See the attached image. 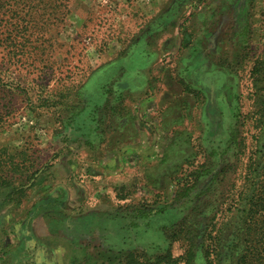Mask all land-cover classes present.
Returning a JSON list of instances; mask_svg holds the SVG:
<instances>
[{
  "label": "rangeland",
  "instance_id": "1",
  "mask_svg": "<svg viewBox=\"0 0 264 264\" xmlns=\"http://www.w3.org/2000/svg\"><path fill=\"white\" fill-rule=\"evenodd\" d=\"M171 2L175 16L151 29L142 56L132 52ZM215 31L208 67L225 75L208 85L212 95L192 75L173 82L183 69L172 59L188 54L172 56L181 39L199 55ZM257 58L264 77V0H0V237L17 238L1 248L0 264H123L130 251L152 261L191 245L194 264H208L207 244L212 264H264L239 259L251 244L264 247V192L258 226L243 218L246 198L264 191ZM168 89L181 100L158 114ZM97 156L112 161L110 172ZM64 174L79 186L58 207L77 215L96 204L103 225L82 237L69 227L51 245L44 223ZM39 238L54 252L41 253Z\"/></svg>",
  "mask_w": 264,
  "mask_h": 264
},
{
  "label": "crops",
  "instance_id": "2",
  "mask_svg": "<svg viewBox=\"0 0 264 264\" xmlns=\"http://www.w3.org/2000/svg\"><path fill=\"white\" fill-rule=\"evenodd\" d=\"M177 10L178 9L176 7H174L173 3L171 2L170 6L167 8V10L164 12V14H162V16L156 17L153 20V22L150 24L149 29L147 31H145L138 38V40L135 42V45L132 48V52H135L138 55H140L142 53V51L145 49V47L147 46V42H148L147 34L151 32V29H153V28L157 29L158 25L159 26H165L168 22H170L169 20L171 19V17L175 16ZM216 33H217V31H215L213 33H210L208 38L206 37V42L203 43V45H202L203 46V51L205 50V52H201L199 55L197 53L198 52L197 48L194 47V45H191L192 39H191V42H190V40L184 41V39H183L184 37L181 39L179 47H177V51L173 52L172 56H173V54H177V52L180 53L182 50L186 51V49H188V52H187L188 54L186 56L184 54L183 55L178 54V56L175 58V60L172 59V62L174 61L173 63L170 61L171 64L175 66V68H178V69L182 68L183 69V71L181 70L183 73H181L179 75L178 79L172 80L173 82L175 81L176 84H180V80H181L180 78H184L185 76L188 78V77H190L192 75L193 77L199 78L200 81L202 82V86H203V88L201 87L202 92H203V89H205L212 95L211 92H212L213 89L210 88V86H208V85L211 84V83H215V84L219 83L221 81V79L223 78V76L225 75L221 71H218L216 69L215 70L214 69H210V67H208L209 63L211 62V61H209L208 53H210L211 56L214 55V53H212V52L214 50H216V48L218 46V43L214 42L216 40L215 39V36L217 35ZM170 50H171V48H170ZM141 56H142V54H141ZM143 66H147V64H144ZM138 68L139 67H136L135 69L137 70ZM136 81H137V83L138 82L139 83L142 82L140 77H136V76L130 77V78L125 76V77H123L121 79V82H123V83L126 82V83L134 84ZM197 83H199V81ZM193 86H195V88L197 87L194 84H193ZM182 92H184V91H182ZM161 97H162V101L157 102L156 103L157 105L155 104L157 106V107H155V109H157L156 111L158 112V114L159 113H163V115H168L169 113H171V112H169V110H171V107L169 109V103L171 101H173V102L170 105L174 107L175 100H181V94H176L175 92H172L169 89L165 90L164 93L161 95ZM158 98H160V97H158ZM181 105L182 104L180 102V106L177 107L178 110L181 108ZM173 107H172V109H173ZM174 111H176V110H174ZM176 114L177 115L178 114L181 115V110L179 112L176 111ZM117 129L121 130L120 127L117 128ZM107 156H103V158L99 157L98 161H96L98 163L97 165L100 166L101 164H103L102 166L104 168H106V165L107 166H111V162L112 161L104 162V159H106ZM114 160H115V163L117 164L118 163L117 159L115 158ZM104 164H106V165H104ZM108 168H110V167H108ZM111 170L112 169L108 170L107 168L104 169V171H107V172H110ZM93 173L95 175L91 176V178H95V176L97 174L95 171ZM67 176H70V175L64 174V177L62 178V184L59 183V185L57 187L58 192L61 193L62 196L60 194L59 198H57L55 200V203L53 202L54 206L48 208V209H52L53 216L51 218H48L49 223H48V221H47V223L46 222L44 223L45 224L44 230L51 237V240L49 238H45V239H48L50 241L49 243L51 245L54 244V243H57V242L61 243L60 242V240H61L60 236L59 237H57V236L63 234L64 229H67L69 227H71V229L77 230V232H79L78 235L82 237V235L83 236H86V235L87 236H93V235H91V233L92 232L93 233L95 232V234L98 233L96 231H98L100 229V227L103 225L101 223L103 221V217L100 216V214H99L102 211V209H100L99 206H97L96 204L93 205V206H91V204H90L89 207H87L83 211L84 213H82L81 208L79 207V209H77V211H79L81 213H79L77 215L76 214L71 215L70 213H72L74 211L71 210L70 208H68V210H64V208L58 207V206H61V204H64L65 202H68L70 204V201H69L70 195H69V193L73 192L72 191V187L73 186H79L77 184V182H75L74 180H71ZM60 182H61V180H60ZM72 182L74 183L73 186H72ZM74 192H76V190ZM57 195L58 194H56V192H54V193L51 194V197L55 198V197H57ZM85 195H86V199L89 198L87 200L92 199L93 201L94 200L98 201V199L95 198L96 196L97 197L99 196V194L97 192L94 194V193H90V191L88 192V190H87ZM82 196H84V193H82ZM81 198H84V197H81ZM81 198H79V199H81ZM77 202L79 203L80 201H77ZM89 203H90V201L88 202V204ZM62 213H64V214H62ZM45 215H47V212L38 215V217L39 218L41 217V219H43L45 217ZM26 225H27V222H23L22 221V222H18V225H16V227L17 228H19V227L23 228V227H26ZM33 225H34V223L32 221V223H30V226L33 227ZM52 225L54 226L55 229H51V228H53ZM55 235H57V236H55ZM75 236L76 235L69 236V237H71V241H67V238H64L65 240H62V243H64L66 246H68V242H69V244H73L72 239ZM16 239H17L16 237L15 238L14 237H11V238H9V237L1 238L0 237V250H1V248H3V246H5V244H8V243H12V244L16 245L17 244V243H15ZM2 240H4V241H2ZM25 240H26V243H30L29 237L27 239H25ZM34 240H36V239H34ZM22 242H23V240H20L19 246H22V244H23ZM36 242L43 245V248L39 249V251L41 253L47 254L49 252L50 253L54 252L53 247L52 246L50 247V245H48V247H50V249L48 247H46L47 243L45 241L43 242V240L41 238H39ZM19 246L18 247L16 246V247L19 248ZM46 248H48L49 251ZM54 248H55V251H56L55 254L58 255L59 254L58 250H61L62 247H60V249H59V246L54 247ZM15 249L16 248H14V249L11 248L10 250H15ZM14 252L15 251H13V253ZM37 253H39V252L37 251ZM9 254L12 255V252L9 253ZM39 256H40V258H42L40 253H39Z\"/></svg>",
  "mask_w": 264,
  "mask_h": 264
},
{
  "label": "trees",
  "instance_id": "3",
  "mask_svg": "<svg viewBox=\"0 0 264 264\" xmlns=\"http://www.w3.org/2000/svg\"><path fill=\"white\" fill-rule=\"evenodd\" d=\"M262 63H263L262 59L257 58L254 62L253 67L251 68V75H254V72L257 73L258 75H257L256 80L260 81V82L262 80L264 82V77L262 75H260V69H262ZM258 90L259 91L264 90V85H263V87L259 86ZM259 96H260L259 99L263 98V99L259 100L260 101L259 103L264 107V95H259ZM256 110L258 111V115H259V118H258L259 123H260V125L264 126V108L262 109L259 107ZM116 130H118L117 127H116ZM167 131L169 133H171V135L178 132L177 129H170L169 127L167 128ZM120 132H122V130H120ZM115 140H116L115 144H117L118 141L121 142L122 139L120 138V139H115ZM98 158H99L98 156L97 157H91L92 161H95ZM32 185H33V183L29 186H32ZM28 188H30V187H28ZM254 190L256 191V187L254 188ZM16 191L19 194L24 195L25 188L19 187V189L18 190L16 189ZM262 192H264V191H262V189H260L257 194L253 193L250 197L246 198L248 200L247 204L249 205V207L244 209L245 215L243 216V218L245 217V218L249 219L250 222H253L254 224H256V225H254V227H257L258 226L257 223L261 222V220L259 219L260 217H258L260 211H257L255 209V206L259 207V204L258 203L256 204L255 201H260L261 206L263 205L262 204L263 198L260 196V194ZM18 202H20V200ZM248 230H250V229H248ZM209 234H211V233H209ZM249 234H250L249 231H247V233L245 234L247 236V238H248ZM208 248H210V244H207L206 248L203 250V253H204L203 255L206 257L208 264H212V258H211L212 251H209ZM254 255H258V257L260 256V260L263 262L264 261V247L260 249L256 245L251 244V245H249V250H245L244 253L242 255H240L239 259L240 260H242V259L246 260V259H248ZM142 256H143V254H138L136 252L130 251L126 254L123 264H194L195 251L193 250L192 245H191L188 247V249L183 254H180L178 256L172 255V253L169 249L166 250L165 253L157 255L154 258V260H152V261L142 260L141 259Z\"/></svg>",
  "mask_w": 264,
  "mask_h": 264
}]
</instances>
